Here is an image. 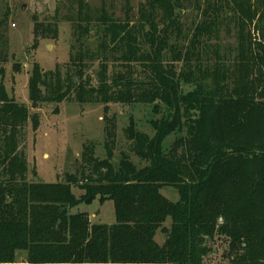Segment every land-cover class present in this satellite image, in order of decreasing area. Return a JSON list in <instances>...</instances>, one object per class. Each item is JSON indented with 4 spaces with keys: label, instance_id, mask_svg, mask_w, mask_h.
Wrapping results in <instances>:
<instances>
[{
    "label": "trees",
    "instance_id": "1",
    "mask_svg": "<svg viewBox=\"0 0 264 264\" xmlns=\"http://www.w3.org/2000/svg\"><path fill=\"white\" fill-rule=\"evenodd\" d=\"M172 1L147 0L149 11L141 6L131 22L115 18L105 5L69 0L64 18L78 35V51L66 70L42 72L35 63L31 72L33 107L72 99L150 106L159 116L150 120L154 136L131 119L125 128L129 152H121L118 164L106 142L103 159L94 150L87 157L85 147L83 158L92 163L87 175L67 174L66 183L29 180L22 146L29 120L35 119L0 80V264L15 263L20 254L29 264H206L217 253L215 240L227 243L222 255L227 264H264V0H213L214 12L230 6L238 16L233 87L234 74L224 64L207 86L208 72L193 79L168 61L175 23L159 29L153 13L162 8L172 21ZM35 20L36 42L56 37L57 21ZM213 24L197 26L196 33H208ZM249 26L259 42L244 34ZM90 35L100 39L95 52L84 48ZM130 154L145 164L138 167ZM167 186L178 191L179 201L161 193ZM73 187L83 191L79 198ZM97 199L113 201L115 224H92L87 213L72 214L80 203ZM168 219L172 223L165 226ZM159 232L165 235L162 244Z\"/></svg>",
    "mask_w": 264,
    "mask_h": 264
},
{
    "label": "rangeland",
    "instance_id": "2",
    "mask_svg": "<svg viewBox=\"0 0 264 264\" xmlns=\"http://www.w3.org/2000/svg\"><path fill=\"white\" fill-rule=\"evenodd\" d=\"M85 1L92 7L105 5L115 18L124 20L128 17L131 22L140 16L141 6L144 5L149 11L147 0ZM172 4L175 6L172 21L162 8L153 13L159 29L165 27V22L175 23L171 27L173 35L168 61L180 72L192 74L193 79L203 78L208 72L207 86L213 85V72L222 64L229 73L234 74L236 62H239V25L233 9L223 6L224 9L214 12L213 0H173ZM71 6L69 0H0V68L4 70L0 80L5 84L8 94L17 102L25 104L35 119L29 120L27 138L22 146L27 153L31 181L66 183L67 174L78 177L87 175L92 163L83 158L85 147L89 148L87 157H92L91 151L94 150V156L103 159L107 154L106 142L113 149V162L118 164L121 152H129L130 142L125 128L131 119H134L137 129L154 136L150 120L159 117L154 116L150 106L144 104L107 106L102 103L80 104L72 99L58 105L50 103L33 107L29 99L28 82L34 64L37 63L42 72L53 71L57 66L66 70L71 54L79 49L76 41L78 35L64 18L69 14ZM73 9V14H77L78 5L75 4ZM35 19L44 23L57 21L56 37H41L36 42ZM206 22H214L209 32L202 35L196 33L197 26L205 25ZM244 34L249 39L260 41L254 26L245 27ZM99 42L98 37L90 35L85 40L84 48L95 52ZM142 43L146 49L150 48L146 42ZM73 45L76 47L74 51L71 49ZM186 53L189 54L186 62L176 59V56H180L184 60ZM92 66L98 68V62ZM111 66L110 63L109 72ZM229 85H235V74ZM108 130L111 137L108 136ZM174 139L173 134L169 135L164 141V147L168 148ZM130 155L138 167L145 164L138 156ZM73 192L78 198L83 194L81 189L74 187ZM161 193L172 202L180 199L178 191L171 186L164 187ZM71 212L87 213L92 224L116 223L114 203L110 200L105 203H100L98 199L92 204L80 203ZM171 223V219H168L164 225L170 226ZM164 239L165 235L159 232L157 242L162 244ZM213 243V250H217V253L209 255L206 264H227L222 259L227 243L225 240H215Z\"/></svg>",
    "mask_w": 264,
    "mask_h": 264
},
{
    "label": "crops",
    "instance_id": "3",
    "mask_svg": "<svg viewBox=\"0 0 264 264\" xmlns=\"http://www.w3.org/2000/svg\"><path fill=\"white\" fill-rule=\"evenodd\" d=\"M12 264H29V263L27 262L26 256L24 254H20L17 257V261Z\"/></svg>",
    "mask_w": 264,
    "mask_h": 264
}]
</instances>
